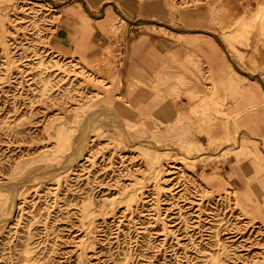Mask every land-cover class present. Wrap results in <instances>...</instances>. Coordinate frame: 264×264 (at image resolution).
Returning <instances> with one entry per match:
<instances>
[{
	"label": "rangeland",
	"instance_id": "1",
	"mask_svg": "<svg viewBox=\"0 0 264 264\" xmlns=\"http://www.w3.org/2000/svg\"><path fill=\"white\" fill-rule=\"evenodd\" d=\"M263 53L264 0H0V264H264Z\"/></svg>",
	"mask_w": 264,
	"mask_h": 264
},
{
	"label": "crops",
	"instance_id": "2",
	"mask_svg": "<svg viewBox=\"0 0 264 264\" xmlns=\"http://www.w3.org/2000/svg\"><path fill=\"white\" fill-rule=\"evenodd\" d=\"M85 1H87L88 4L91 2L92 6L93 5L94 6H98L99 3L103 2L104 0H85ZM65 14L67 16H72V14H73L72 13V9L71 8L66 9ZM158 27H160V29L166 30L162 26H158ZM176 34L177 35H183V33H181V32H177ZM256 36L257 37L260 36V32H257L254 35V37H256ZM250 40H251V36L249 37V39L247 41H245L242 44L248 45ZM235 49L237 50L236 47H235ZM239 49L245 55V57H251V56H253L254 58L256 57V52H254V51L249 52V50L251 49V46L240 47ZM233 51H234V49H233ZM234 52H236V51H234ZM259 59H261V60L263 59L264 60V53L262 54V56L259 57ZM172 60L174 61V58ZM177 75H182V73H177ZM218 75H220V73H218ZM155 77H156V82L158 84L164 83L162 81L163 78H162L160 72L156 73ZM218 80L225 81L226 77L223 75L222 78H218ZM177 88H178V86H177L176 82L172 81V83H171L172 97H178ZM203 90L207 94V89H203ZM225 98H226V103H228L227 106L229 107V112L231 114H235L238 111L244 109L245 107H247L248 105H251L253 103L262 102V97L260 95H258L257 97H238L236 102L232 101L231 97H225ZM202 105L206 106L207 103L205 101H202ZM195 134L197 135V137H203L204 136L203 134H198L196 132H195ZM226 137H227V134L225 133V130L221 128L217 133L213 132L212 139L213 140H215V139H223V138H226ZM225 164H227V161L224 163V166H225Z\"/></svg>",
	"mask_w": 264,
	"mask_h": 264
},
{
	"label": "bare ground",
	"instance_id": "3",
	"mask_svg": "<svg viewBox=\"0 0 264 264\" xmlns=\"http://www.w3.org/2000/svg\"><path fill=\"white\" fill-rule=\"evenodd\" d=\"M208 4V3H207ZM210 4V3H209ZM208 8V7H207ZM210 14V13H209ZM230 14V13H229ZM195 15V14H194ZM197 15V14H196ZM177 16V15H176ZM180 17V16H179ZM211 20V19H210ZM212 21V20H211ZM262 27H263V25H262ZM257 32H260V31H258L257 30ZM251 35H255L252 31H251ZM250 35V36H251ZM250 36H248L246 39L248 40L249 39V37ZM246 40V41H247ZM230 48L233 50L234 49V45H232V44H230ZM45 84H47V81H45ZM101 90V89H100ZM109 90V89H108ZM126 98V97H125ZM88 121H89V119H88ZM91 121V120H90ZM87 124H88V122H86ZM86 126V125H85ZM82 128V127H81ZM80 132H81V130H80ZM84 132V131H83ZM82 133V132H81ZM80 133V134H81ZM90 133V132H89ZM196 135V134H195ZM77 136V135H76ZM80 136V135H79ZM83 136V135H82ZM197 136V135H196ZM81 137V136H80ZM212 137H213V132H211L210 131V133L208 134V138H209V140H213L212 139ZM73 137H71V139H72ZM85 138V137H84ZM68 139H69V136H68V129H65L63 126H61L60 128H58L56 131H55V143H56V145H55V148L59 151V150H62L64 147H65V144H66V142L68 141ZM74 140V139H73ZM78 140V139H77ZM83 140H85V139H83ZM76 144L77 143H79V140H78V142H75ZM75 143H74V145H75ZM82 143V142H81ZM84 144V143H83ZM82 145V144H81ZM74 148V147H73ZM77 148V147H76ZM84 148V147H83ZM72 149V148H71ZM76 150V149H75ZM80 151L82 150V149H79ZM57 151V152H58ZM79 151V152H80ZM85 151V150H84ZM57 152H56V154H57ZM82 152L83 151H81V154H82ZM55 154V155H56ZM69 155H71V154H69ZM74 154H72V156H73ZM82 155H84V154H82ZM71 157V156H70ZM75 157V156H74ZM66 158V157H65ZM68 158V157H67ZM73 159V158H72ZM75 160V159H74ZM51 163V162H50ZM64 163V162H63ZM72 164V163H71ZM49 167V166H48ZM44 169H46V168H44ZM46 170H48V169H46ZM45 170V171H46ZM62 170V169H61ZM49 173V172H48ZM29 176V175H28ZM28 178V177H27ZM26 179V178H25ZM23 181V180H22ZM19 182V181H18ZM213 182V181H212ZM209 184V183H208ZM212 186H213V184H211ZM216 190V189H215ZM238 192V191H237ZM244 195V194H243ZM239 196V195H238ZM242 197V196H241Z\"/></svg>",
	"mask_w": 264,
	"mask_h": 264
}]
</instances>
